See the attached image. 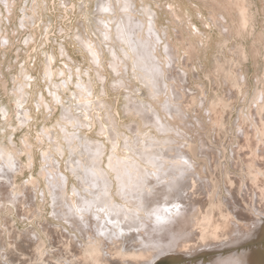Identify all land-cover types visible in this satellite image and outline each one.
<instances>
[{
	"label": "rangeland",
	"instance_id": "rangeland-1",
	"mask_svg": "<svg viewBox=\"0 0 264 264\" xmlns=\"http://www.w3.org/2000/svg\"><path fill=\"white\" fill-rule=\"evenodd\" d=\"M101 1L112 9L99 12ZM115 1L0 0V148L18 166L11 186L0 189V264H91L83 261L85 244L105 264H138L118 256L124 243L122 253L142 257L161 225L203 206L231 216L229 239L175 255L176 238L141 264H223L245 256L264 264V0H242L245 23L232 0H129L140 33L149 30L154 39L163 91L151 88L129 43L118 37L126 11ZM137 139L172 147L194 175L163 214L148 212L154 197L146 187L139 198L126 195L108 165L115 156L134 158L146 170L152 163L130 145ZM85 143L103 149L104 211L83 206L99 196L74 168V161L88 168L87 156L75 152ZM254 176L261 182L253 187ZM13 195L31 205L21 213ZM76 200L82 228L61 211ZM59 235L68 241L59 244Z\"/></svg>",
	"mask_w": 264,
	"mask_h": 264
},
{
	"label": "bare ground",
	"instance_id": "bare-ground-1",
	"mask_svg": "<svg viewBox=\"0 0 264 264\" xmlns=\"http://www.w3.org/2000/svg\"><path fill=\"white\" fill-rule=\"evenodd\" d=\"M119 1L124 2L123 4L124 6H122L121 9L123 12L126 11V14L124 13V15L119 16V20L117 22L118 28L116 30L117 35L120 39H122V41L125 40L126 43H129L130 48H132L136 56L137 64L144 70L146 76H148V78L151 79V80H148L151 88H153L154 90V87H156L160 89L161 91H163V87H164L163 71L162 69H160V64L157 62L153 48L150 47L151 43L154 40L152 37V34L150 33L149 30H147L148 31L147 35H145L144 32L140 33L141 32L140 25L138 24L136 20H134L131 17L134 14L131 13L132 15H129L130 13L128 14L127 12L128 10L130 12L131 10L130 5H133V4H130L131 1L130 2L129 0H119ZM232 2L240 9V12L242 14V18L244 21L243 23H245V21H247L249 14L247 13V8L244 7L245 6L244 2H242V0H232ZM119 6L118 8H120ZM112 7L113 6L109 5L108 2L106 3V1L105 2L101 1L98 4V11L103 13L105 10H109V9L111 10ZM176 14L178 13L176 12ZM140 23L142 22L140 21ZM106 34L108 35L109 32L106 31ZM172 99L173 98H171V100ZM131 109L142 111L141 107L136 106V105L132 106ZM213 112H215L217 116L218 110L216 108H214ZM258 113H260V110H258ZM146 119H148L149 121L153 123L159 124V119L157 116L151 117L147 115ZM258 128L261 129V127H258ZM27 141L28 140H26L25 142L23 141V148H24L23 152L27 153L29 156V159L31 160V157L29 155L30 148L28 146ZM130 145L132 146V149L136 152L137 157H140L148 161L149 163L150 162L152 163L146 170H144V168H142L141 165L138 164V162H136L134 158H131L130 161H122L121 158L115 156V157H112L113 159L111 158L108 165L112 170L116 171L118 177L120 178L121 188L123 189V192L126 195L130 197L135 196L139 198V196H137L138 192L141 191L143 187H146L147 192L152 194L154 197L153 200H151L149 204L150 211L148 209V212L163 214L164 206L166 207L167 205L170 206L169 203H172L176 200L180 201V199L183 198V195H182L183 189L185 188V186L187 188V182H188V181L187 182L184 181V179L187 177L186 179L191 178V180L193 179L194 181L195 178H194L193 173L191 172L190 174V166H188L187 162L185 161V159H183V157L175 156L174 153L173 155H171L172 154L171 152H173L172 147L158 149L156 148L155 145L146 143L144 141H141L140 139L132 141ZM75 152H78L79 155L82 157L87 156V158H85L84 160L82 159V160L87 164L88 168H85V166H83V168L82 167L80 168V166L79 167L76 166L78 161L73 162L75 166L74 168L78 172L83 171V172H79V174L82 176L81 177L82 180L85 183L86 182L90 183V185L98 191L97 195H99V196H96L93 200L85 201L83 206L84 208L86 207L89 209L93 208L94 206V207H97L96 209L98 211H102V210L104 211V209H106L107 196L106 194L105 195L103 194V191L105 190V187L107 188V183L104 184L102 182L103 169H101L100 165H98L103 155V149H101L97 143H94V144L85 143V144H81L80 147L75 150ZM79 155L76 158L81 160V157H79ZM0 159H1L0 160V189L5 191V189L11 186V183H12L11 180L15 174V171L18 169V166H17L16 161L12 159V155L9 154L6 151V149H4L3 147L0 148ZM158 162L160 164H158ZM154 169H155V173L153 172ZM179 170L181 172L180 177H178V175L176 174V172ZM160 181L164 183L162 188H158V185L161 184ZM164 181H166L167 183L165 184ZM260 182H261V178H259L258 176H254L251 179V184L253 187L255 185H258ZM192 187L193 189H195V191L193 192L194 195H196L197 197L200 196V192L198 191L197 187L195 188V185L191 184L190 188ZM4 194L6 196L7 193H4ZM11 198L14 200L13 202L17 205L21 213H22L23 205H26V206L31 205L30 200L24 197H21V196L17 197L13 195L11 196ZM76 208H79V209L81 208L80 202L77 200H76V203L74 204V208H68L67 206L66 207L64 206L61 211L64 213V216H66L67 220L72 225L77 226L78 228H82L80 220H79L80 218L76 214ZM112 213L116 215L115 218H117L118 220L122 221L125 218L124 214H121L120 211L117 212L116 210H114L113 212H111V214ZM59 215L61 214L59 213ZM190 215L187 212V214L185 215H182L177 218L173 217L172 219H170L172 221V222L170 221V224L161 225L160 229H158L159 232L157 231L158 233L151 239V240H154V244L146 250V252L144 253L142 257L132 256V255H129L127 252L122 253L123 252L122 250H124V248L129 245V244L127 245V243H124L122 245V250L119 252L118 256L123 257L125 261L131 260L133 263H138V264L148 263L150 260L152 261L157 256L156 251H158V247L165 246L166 248H169L168 246H171V244L175 242L176 238H178V242H176L177 247H176L175 255H184L188 253L189 251H195V250L199 251V249L203 248L206 245H218L219 246L220 241L222 239L224 238L229 239L232 236L233 227H232V222H231V216L224 215L221 209H218V210H216L215 208L206 209V206H203V207H200V209L197 212H195L194 215L192 216ZM172 228L173 230H171ZM57 239H58L59 244H65L68 241L69 237L67 239L66 236L59 235ZM122 241L123 240L113 241V244L115 243L118 245V244H121ZM148 241L145 240V242H148ZM90 245L91 244H88L87 246L85 244V247L81 249V251L84 250L83 254L85 255L83 261L91 263V264H105L106 260L103 254L91 256L94 252L93 251L94 248L92 249ZM214 251H216V249ZM86 254H89V255H86ZM206 254L208 255L209 253H206ZM29 262L30 261L26 260V261H23L22 264H28ZM259 263L260 262H258L256 256L254 257V260H252L251 262L250 260H248L247 256H245L242 259H237V260L232 258L228 261H225L223 264H259Z\"/></svg>",
	"mask_w": 264,
	"mask_h": 264
},
{
	"label": "snow or ice",
	"instance_id": "snow-or-ice-1",
	"mask_svg": "<svg viewBox=\"0 0 264 264\" xmlns=\"http://www.w3.org/2000/svg\"><path fill=\"white\" fill-rule=\"evenodd\" d=\"M178 207V206H177ZM159 219V218H158Z\"/></svg>",
	"mask_w": 264,
	"mask_h": 264
}]
</instances>
